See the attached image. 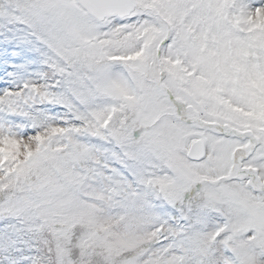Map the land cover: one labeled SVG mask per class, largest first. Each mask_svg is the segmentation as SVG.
I'll use <instances>...</instances> for the list:
<instances>
[{"label":"snow or ice","instance_id":"obj_1","mask_svg":"<svg viewBox=\"0 0 264 264\" xmlns=\"http://www.w3.org/2000/svg\"><path fill=\"white\" fill-rule=\"evenodd\" d=\"M0 264H264V0H0Z\"/></svg>","mask_w":264,"mask_h":264}]
</instances>
